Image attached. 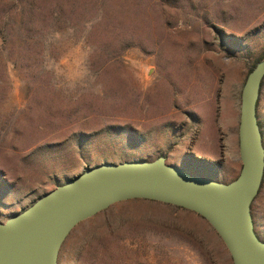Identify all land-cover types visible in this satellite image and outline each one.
<instances>
[{
  "label": "rangeland",
  "instance_id": "374dc122",
  "mask_svg": "<svg viewBox=\"0 0 264 264\" xmlns=\"http://www.w3.org/2000/svg\"><path fill=\"white\" fill-rule=\"evenodd\" d=\"M262 60L264 0H0V222L105 162L231 182ZM257 121L264 146V79ZM251 215L264 242V175ZM58 264L232 261L197 215L130 200L77 225Z\"/></svg>",
  "mask_w": 264,
  "mask_h": 264
},
{
  "label": "water",
  "instance_id": "95a60500",
  "mask_svg": "<svg viewBox=\"0 0 264 264\" xmlns=\"http://www.w3.org/2000/svg\"><path fill=\"white\" fill-rule=\"evenodd\" d=\"M264 60L248 74L240 95L237 177L222 183L166 163L105 162L44 194L0 222V264H58L59 250L80 223L130 200L170 205L203 219L232 264H264V242L254 232L251 205L264 175V146L257 121ZM192 161L209 165L192 157Z\"/></svg>",
  "mask_w": 264,
  "mask_h": 264
}]
</instances>
